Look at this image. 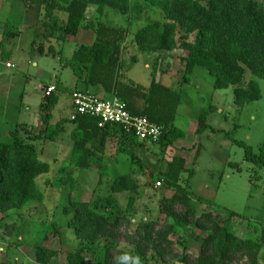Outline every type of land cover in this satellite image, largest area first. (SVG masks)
<instances>
[{"label":"trees","instance_id":"16d2710c","mask_svg":"<svg viewBox=\"0 0 264 264\" xmlns=\"http://www.w3.org/2000/svg\"><path fill=\"white\" fill-rule=\"evenodd\" d=\"M22 1L26 11L34 6L42 11L45 39L55 38L63 45L80 29L94 32L93 42L77 45L65 63L76 78L74 90L87 91L90 86L100 88L119 97L130 113L146 116L162 126V135L151 143L161 149L183 140L185 133L174 125L182 90L177 91L161 83L160 52L183 51L182 84L189 83L195 68L200 66L212 76L215 89L233 87L234 103L239 107L261 98L257 80L264 82V4L258 0ZM90 6L95 8L96 17L87 22L85 14ZM154 7L162 11L164 21L143 24L128 40L132 15ZM107 10L128 15L127 27L102 21ZM57 12L64 13L65 19H60ZM128 41L139 53L152 58L151 80L146 88L134 85L121 74L125 64L122 56ZM130 60L136 62V55ZM246 70L251 77L243 85ZM78 85L82 86L79 88ZM55 86L59 88L57 84ZM43 98L42 106L46 110H52L59 99L56 90L48 96L43 94ZM204 114L201 113L198 118L197 133L211 128ZM50 118V112L42 116L47 125L42 137L54 141L65 124L71 123L70 163L79 169L100 167L105 142L110 136L118 139L121 151L147 143L115 126L100 128L93 117L64 118L52 127L48 124ZM236 144L244 148L246 162L264 169V150L254 153L252 147L244 142L236 141ZM186 163L183 156L174 155L156 179L162 180L165 188L173 191L170 198L162 199L159 217L180 218L192 227L191 237L199 242V250L192 260L188 259L187 252L184 255L172 253L168 236L173 232V226L166 224L156 228L159 217L144 221L133 232L127 231L125 240L133 246L132 249L119 247V231L121 227H126L128 218L124 213L113 215L116 207L113 194L129 192L125 213L133 210L138 182L129 172L116 176L110 185V194L106 197L110 212L98 208L97 204L75 198L72 194L75 180L67 175L69 191L63 212L69 217L67 226L79 240V247L64 255V263L86 264L85 253L98 252L92 259L95 264H112L113 255L119 250H126L131 251L133 256L139 255L142 264H158V259L162 263L172 260L176 264H237L242 260L258 264V256L264 246V227L255 238L242 237L229 227V219L236 216L234 212H228L224 218L214 211L197 216L190 203L192 199L200 198L194 197L187 185L181 184L183 174L192 170L187 168ZM229 165L240 170L236 163L230 162ZM48 171L49 163L41 160L32 142L18 136L16 131L0 141V213L22 209L31 201H42L44 194L37 180ZM177 205L181 207V212L175 210ZM33 249V264H52L59 257L57 250L43 244H35ZM154 257L158 258L155 263L152 262Z\"/></svg>","mask_w":264,"mask_h":264},{"label":"rangeland","instance_id":"374dc122","mask_svg":"<svg viewBox=\"0 0 264 264\" xmlns=\"http://www.w3.org/2000/svg\"><path fill=\"white\" fill-rule=\"evenodd\" d=\"M258 1L264 4V0ZM41 12L37 6L26 11L22 0H0V141L16 131L18 136L32 142L41 160L49 163V171L37 180L44 194L43 200L31 201L22 209L0 213V262L33 264V246L43 244L59 252L58 259L52 264H65L64 255L79 247V240L67 226L69 217L63 212L69 191L68 174L75 180L72 193L75 198L97 204L98 208L110 212L106 197L110 194L113 179L132 172L138 182L133 210L125 213L129 192L113 194L116 203L113 215L124 213L128 218L126 227H121L119 231V247L132 249L133 246L125 240L127 231H135L144 221L157 220L162 199L173 195L162 180L160 186L155 183L159 172L174 155L183 156L187 168H192L190 173L183 174L181 184L187 185L190 193L200 198L192 199L190 203L197 216L214 211L224 218L228 212H234L236 216L229 219L231 229L242 237L255 238L259 235L264 227V169L246 162L244 148L236 141L251 146L254 153L264 150V82L257 80L261 98L239 107L234 103L233 87L215 89L212 76L199 66L195 68L190 82L181 87L182 100L174 125L184 131L183 140L176 141L167 149L144 143L121 151L118 139L110 136L105 142L100 167L79 169L70 163L71 123L65 124L54 141L42 137L47 126L42 120L43 114L50 112V127L72 116L71 96L75 89V76L65 63L78 43L70 36L63 45L55 38L45 39ZM57 13L60 19H65L64 13ZM85 15L87 22L93 20L96 17L95 8L88 7ZM101 20L124 28L128 25V15L112 10H107ZM154 20L164 21L158 7L134 13L128 40L139 27ZM172 52L168 54L170 58L177 59L173 71L182 76L184 53L180 49ZM134 53L139 55L138 60L131 62ZM165 54L160 52L159 56L165 60ZM122 57L125 60L124 77L136 84L148 85L150 69L144 66L147 55L139 53L128 41ZM7 62L12 64L10 69L5 66ZM250 77L246 70L242 84L246 85ZM47 83L59 87L56 89L59 99L52 110L42 106ZM179 84L172 82L170 87L179 89ZM201 113H205L211 128L197 133ZM132 156L134 158L130 159ZM230 162L238 164L240 170L230 166ZM175 210L181 212L182 209L177 205ZM52 223L55 225L51 226ZM166 224L173 226V232L168 236L172 253L184 255L187 252L188 259L192 260L199 250V242L191 237L192 227L174 216L159 217L155 227ZM97 254L85 253L86 264H95L92 259ZM157 259L154 257L152 262ZM156 263L176 264L172 260L162 263L159 259ZM237 264L248 263L242 260ZM258 264H264V246L258 256Z\"/></svg>","mask_w":264,"mask_h":264},{"label":"built area","instance_id":"2783aa9c","mask_svg":"<svg viewBox=\"0 0 264 264\" xmlns=\"http://www.w3.org/2000/svg\"><path fill=\"white\" fill-rule=\"evenodd\" d=\"M5 66L9 68L12 64L7 62ZM55 90L56 86L49 84L43 90V94L48 96ZM71 105L73 112L70 119L77 116L93 117L100 128L107 125L115 126L125 134L147 143L156 142L163 132L162 126L150 121L148 117L130 113L125 103L114 94L110 97H100L89 91L74 90ZM155 184L160 186L161 181L158 180Z\"/></svg>","mask_w":264,"mask_h":264},{"label":"crops","instance_id":"0c3cea01","mask_svg":"<svg viewBox=\"0 0 264 264\" xmlns=\"http://www.w3.org/2000/svg\"><path fill=\"white\" fill-rule=\"evenodd\" d=\"M74 38H76V42L79 44H91L93 42V39H94V32L92 31H88V30H85V29H80L78 30L76 36H74ZM87 38H89V40H87ZM77 47V46H76ZM167 54L166 55V59H162V56L160 55V60H161V67L160 69L162 70V75H161V78H160V81L163 85L165 86H168L170 87V84H172V82H176V83H180L179 84V89H175V88H172L174 90H181V87H183L182 85V76H179L178 74L174 73L173 71V66L174 64L177 62L176 60L177 59H171L170 56L168 54H171L173 53L172 51L171 52H166ZM134 55H136L137 57V60H138V54L134 53ZM136 60V61H137ZM146 60V61H145ZM144 60V66L148 69H150V75H151V70H152V64H153V61H152V58L147 56V58ZM122 61H124V58L122 57ZM10 69V68H9ZM121 74L124 76V72H123V69L121 70ZM151 80V79H150ZM133 82V81H132ZM53 84V83H51ZM75 84H76V78H75ZM134 85H139V84H136L133 82ZM48 85V83L46 84V86ZM55 85V84H54ZM149 85V84H148ZM148 85H139L141 87H148ZM82 85H78V87L80 88ZM89 92H92L100 97H110L112 94H107L105 93L102 89L100 88H96V87H88V90ZM179 107V106H178ZM178 110V109H177Z\"/></svg>","mask_w":264,"mask_h":264},{"label":"clouds","instance_id":"9594fccd","mask_svg":"<svg viewBox=\"0 0 264 264\" xmlns=\"http://www.w3.org/2000/svg\"><path fill=\"white\" fill-rule=\"evenodd\" d=\"M112 264H142L139 255L133 256L131 251L119 250L112 257Z\"/></svg>","mask_w":264,"mask_h":264}]
</instances>
